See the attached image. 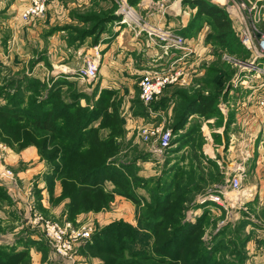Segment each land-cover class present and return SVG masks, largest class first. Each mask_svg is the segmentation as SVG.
<instances>
[{
	"label": "rangeland",
	"instance_id": "1",
	"mask_svg": "<svg viewBox=\"0 0 264 264\" xmlns=\"http://www.w3.org/2000/svg\"><path fill=\"white\" fill-rule=\"evenodd\" d=\"M198 1L65 0L52 4L42 18L26 23L19 15L28 1L0 0V107L8 101L12 103L17 90L21 95L15 100L21 109L33 107L35 104L31 101L36 105L43 104L49 88L55 84L60 91L59 98L76 101L78 107L86 111L94 110L101 98L104 112L117 117L116 126L120 130L114 138L117 152L109 161L132 165L130 170L120 168L126 176L124 185L128 189L116 191L113 183L105 184L107 191L114 192V199L106 209L98 212L102 217L77 224L76 220L66 219L68 199H65L67 203L61 219L49 214L48 203L58 205L63 200L60 201V197L54 199L56 182L54 190L50 191V183L45 180L49 169L56 164H48L46 155H39L45 165L43 174L46 183H32L26 191L27 195H23L28 199L21 200V195L13 197L4 182H0V187L10 197V201L0 205V246L19 251L30 246V253L34 245L37 248L45 246L54 262L66 264L47 245L42 231L46 221L69 222L79 227L87 225L92 229L91 239L101 230L118 223L128 226L137 235L145 204L151 199L150 193L158 183L165 188L172 187L170 190L167 188V192L177 191L172 170L179 165L186 170L193 166L195 174L191 181L181 177L177 183L184 186H193L194 183L197 186L194 185L191 194L183 199L182 217L191 224H196L201 217L205 219L197 234L191 238V241L195 238L200 242L202 248L192 253L193 259L208 257L205 264H212L214 257L221 264H264V184L261 175L256 174L259 155L252 152L251 157L248 154L240 156L238 162L245 165L241 167L236 165L229 153L233 145L232 135L237 130L234 127L236 112L252 96L259 95V87L264 81V57L256 54L264 37V0H204L225 12L231 22L236 44L226 47L216 39L212 19L199 15ZM127 12H131V16ZM107 16L113 19L103 23ZM161 33L185 38L193 51L164 49L165 42L159 37ZM111 49L112 60L119 56L124 59L130 57L134 63L125 72L126 80L118 81L120 87L101 88V80L113 74V70H105L103 64ZM179 57L184 60L179 65L182 73L178 80L168 85L151 103H143L141 82L152 71L174 68L173 63ZM87 60L98 61V77L94 80L79 76ZM219 77L222 82L219 114H214L209 120L193 116L184 130L175 134L172 126L186 98L212 94L207 82ZM105 118L91 127L98 129ZM130 121L132 128L127 125ZM152 122L165 130H172L174 134L171 148L163 154L155 153L154 148L139 134L140 128ZM23 127L24 133L29 135L30 144L33 143L40 154L37 145L46 141L47 137L30 126ZM106 132L102 131L104 139L108 134ZM5 134L10 136L0 125V141L19 149ZM189 134L194 139V145H183L182 142L187 140L182 138ZM205 134L211 135L214 146H224L222 154L212 157L205 153V148L211 144ZM177 140L182 142L176 143ZM247 141L254 143L255 147L262 145L264 148L261 135H249ZM247 146H251L250 142ZM54 147L49 148L47 153L53 152ZM213 164L219 167L218 181L210 178L217 174ZM236 177L242 181L239 190H233L231 186L232 179ZM202 179L206 183L201 182ZM58 182L62 186L61 181ZM34 215L41 220L32 224L31 220L36 219ZM137 238L142 241L140 245L146 244L145 238ZM190 248L196 249L193 246ZM78 251L84 252L81 248ZM208 251L211 253L206 254ZM126 256V260H130L128 251ZM94 259L103 264L102 260L88 256V262Z\"/></svg>",
	"mask_w": 264,
	"mask_h": 264
},
{
	"label": "trees",
	"instance_id": "2",
	"mask_svg": "<svg viewBox=\"0 0 264 264\" xmlns=\"http://www.w3.org/2000/svg\"><path fill=\"white\" fill-rule=\"evenodd\" d=\"M196 4L200 7L199 15H207L212 19L217 32L216 39L220 44L224 47L230 44L235 45V34L227 14L204 0ZM109 17L107 16L102 22L107 23L113 19ZM243 53L249 54V52ZM207 84L211 86L210 93L212 94H198L193 98H186L179 117L172 126L175 134L183 131L189 118L193 116L198 115L209 120L214 114H219L221 78L208 81ZM32 89L34 90L35 87L32 86ZM20 93L17 90L12 103L8 101L6 105L0 107L1 128H6V133L10 136L5 135L10 138L13 145L17 144L20 150L29 146L36 147L33 143L30 144L29 135L24 133V125L45 134L47 140L37 145L39 155L43 157L45 154L48 164H56L49 169L45 180L50 183V191L54 190L56 181H61L62 193L59 200H69L65 213L68 221L74 222L82 213H98L106 209L114 199V192H109L105 188L107 182L113 183L116 191L128 189L124 185L126 176L120 168L130 170L132 165L127 166L120 162L117 164V162L109 161L111 156L117 152L118 146L114 138L120 130L116 126L117 117L108 111L104 112L101 98L94 110L86 111L78 107L76 101L71 102L69 99L59 98L60 91H57L55 84L49 88L48 96L43 104L36 105L31 101V104H35L33 107L21 109L15 100L21 95ZM104 117L106 118L100 123L98 129L91 127ZM102 131L108 132V134L105 133L107 134L105 139ZM182 139H186L187 142L177 140L176 143L194 145V139L190 134ZM51 147H54V150L48 154L47 150ZM213 165L217 174L211 175L210 178L218 181L219 167L216 164ZM172 173H174V184L178 187L177 191H174L176 194L171 191L167 192V188L170 190L172 187L165 188L160 182L158 183L150 193L151 199L145 204L137 235L134 230L124 224L110 225L95 234L84 245V253L102 260L103 264H205L208 262V257L200 256L198 259H193L192 256L194 251L202 249L201 243L195 238L191 241V238L202 227L204 217H201L196 224L185 222L182 217L183 199L191 194L195 184L184 186L179 185L177 181L181 177L191 181L195 174L193 166L190 170H186L178 165ZM201 182L206 183L204 179ZM9 198L7 191L0 187V205L10 201ZM134 201L138 204L136 199ZM137 236L145 238L146 244L140 245L142 241ZM191 246L196 249H191ZM148 248H150L149 253ZM126 251L131 257L130 260H126ZM210 253V251L206 252V254ZM214 258L212 264H221ZM30 262V246L23 247L21 251L0 246V264H32Z\"/></svg>",
	"mask_w": 264,
	"mask_h": 264
},
{
	"label": "built area",
	"instance_id": "3",
	"mask_svg": "<svg viewBox=\"0 0 264 264\" xmlns=\"http://www.w3.org/2000/svg\"><path fill=\"white\" fill-rule=\"evenodd\" d=\"M61 1L65 0H30L29 5L20 13L19 18L23 22L32 23L45 16L48 8L52 4ZM127 15L131 16V12H127ZM152 34L154 33L152 32ZM149 35L151 36L150 32ZM159 37L165 42L164 49L177 48L180 51H193V47L189 46L187 40L181 36H175L171 33H161ZM247 42H249V40H247ZM259 47L260 48L256 50V54L260 57H264V37H262ZM187 52L185 56L188 55ZM183 60L184 58L179 57L173 63L174 68H177V70L172 68L167 71L150 72V76L146 77L141 82V100L143 103H151L156 97L162 94L168 85L178 80L182 73V69H180L179 65L183 64ZM257 73V75H259V72ZM97 75L98 61L87 60L79 76L94 80L98 77ZM261 88L264 89V81L262 82ZM257 105L264 116V90L258 98ZM250 108L249 111H251ZM139 134L144 142L154 148L153 150L157 154H163L170 149L174 137L172 130H165L154 122L140 128ZM8 150L9 146L0 141V154L3 156ZM2 181L5 182V188H7L9 194L11 193L14 195V192L19 190V182L16 174L7 167H4L0 172V182ZM241 183L242 181L238 177L233 178L231 181L233 190H239L241 188ZM34 217L36 219L31 220L30 223L32 224L41 220V217L37 215H34ZM42 231L47 245L51 248L52 252L66 264L78 263V250H80L81 245L90 240L92 236V229L87 225L79 227L69 222L61 224L51 220L43 223Z\"/></svg>",
	"mask_w": 264,
	"mask_h": 264
},
{
	"label": "crops",
	"instance_id": "4",
	"mask_svg": "<svg viewBox=\"0 0 264 264\" xmlns=\"http://www.w3.org/2000/svg\"><path fill=\"white\" fill-rule=\"evenodd\" d=\"M28 3L25 4L24 8L21 10V12L29 5L30 0H26ZM127 31V30H126ZM129 35H127L128 37ZM122 43V42H121ZM126 50V47H124ZM154 50L157 52V54H160L159 50L154 48ZM112 51L111 49L106 55V58L104 59V68L105 70H108L109 72L112 71L111 76H107L106 78L102 79L100 82L101 88L111 87V88H117L120 87V82H118L121 79H125V72L130 70L133 66V59L130 57L128 59H124L121 56L117 58L116 60H112ZM108 72V73H109ZM107 73V74H108ZM114 79V80H113ZM126 80V79H125ZM124 80V81H125ZM114 81V82H112ZM262 85V83H261ZM261 85L259 87V95L256 94L252 96L251 99H249V102H244L242 106L237 110L236 112V123L234 127H237L236 132L234 135H232V146L230 147V157L236 162L237 166L245 167L244 163L238 162L240 159L239 157L242 155L248 154L249 157H251V153L255 152L258 153V161H257V168H256V174L261 175V182L264 184V148L262 145L260 147H255V144L251 141H247V137L253 136V137H259L261 135V138L264 140V116L261 112V110L258 108L257 101L258 98L263 93V88H261ZM257 91V92H258ZM262 92V93H261ZM256 93V92H255ZM252 109H251V108ZM249 108L251 111H249ZM130 128L133 127L132 122H128ZM206 128H204L205 130ZM208 139V142L211 141V144H208L207 148H205V153H207L209 156L212 155V157H217L218 153L224 152V146H221V148H218L217 146H214V141L211 135L209 136L205 134ZM210 139V140H209ZM224 141V140H223ZM251 146H247L249 145ZM262 144V142H261ZM246 159V158H244ZM4 167H7L11 169L18 178V184H19V190L14 192V195H11L13 197H16L18 195H21V200L28 199L23 197L24 194H26V191L30 189L32 186V183L40 184L45 182L44 180V174L45 172V165L41 161V158L38 154V151L36 147L29 146L23 150L17 149L16 146L9 147L8 152L5 155L0 154V172L3 170ZM224 167V165H223ZM263 175H262V174ZM36 182V183H35ZM5 183V182H4ZM46 183V182H45ZM62 193V186H60L59 182L56 181L55 186V196L54 199L61 196ZM27 195V194H26ZM20 201V200H19ZM67 201H63L60 204L56 205L51 202L48 203V212L51 214V216L56 218H62L63 213L65 210V205ZM102 217V215L99 213H89V214H82L79 215L76 218L77 224H83L86 223L89 220L92 219H98L99 217ZM81 222V223H80ZM87 243L84 242V244ZM40 247V248H39ZM38 248L34 245V249L31 250V258H32V264H57L52 260V257L49 255L48 250L44 248L45 246H39ZM81 251H83L84 245H81ZM78 263L77 264H100L98 260H90L88 262V256H85L84 252L78 254Z\"/></svg>",
	"mask_w": 264,
	"mask_h": 264
}]
</instances>
